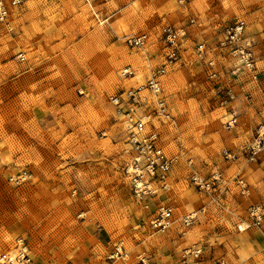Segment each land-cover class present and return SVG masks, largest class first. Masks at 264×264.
I'll list each match as a JSON object with an SVG mask.
<instances>
[{
  "label": "rangeland",
  "instance_id": "obj_1",
  "mask_svg": "<svg viewBox=\"0 0 264 264\" xmlns=\"http://www.w3.org/2000/svg\"><path fill=\"white\" fill-rule=\"evenodd\" d=\"M10 11L0 21L1 252L22 239L29 264H264V149L248 153L264 125V0H26ZM237 20L254 70L222 45ZM168 26L185 31L172 64ZM137 35L141 47L129 42ZM154 74L169 118L147 91L138 106L113 101ZM133 132L156 134L175 159L165 187L141 168ZM214 171L212 188L192 179ZM135 177L150 191L138 194ZM163 205L173 220L156 230Z\"/></svg>",
  "mask_w": 264,
  "mask_h": 264
},
{
  "label": "built area",
  "instance_id": "obj_2",
  "mask_svg": "<svg viewBox=\"0 0 264 264\" xmlns=\"http://www.w3.org/2000/svg\"><path fill=\"white\" fill-rule=\"evenodd\" d=\"M26 0H0V21L7 22L10 17L11 7H17ZM245 22L243 20H237L225 27V37L222 41V45L230 51L242 65L249 70H254L255 68V54L252 49V44L250 41L245 40ZM185 35L184 29L166 27L164 28V37L168 41L170 46V52L168 53V62L170 64L174 63L178 59V45L181 38ZM132 46L141 47L145 42L144 35L133 36L129 39ZM197 51L201 56L205 52V43H199L197 46ZM212 64V61H210ZM160 72V71H159ZM144 91H147L154 96H157V112L165 117H170L169 111L167 110L165 100L162 97H158L161 93L160 80L156 74H154L148 81L147 86L143 88H131L122 94L113 97V101L116 104H123L130 102L132 105L138 106L141 102L144 103L146 97ZM230 94V91H229ZM236 116H233L229 121V127H233L236 124ZM136 127H141V121L135 122ZM133 147L137 154V160L142 161L143 167L149 174L159 178L163 182L164 187L166 186V174L171 169L172 163L175 160L173 157L168 156L163 148L157 142L156 134H150L144 137H138L135 132L131 135ZM248 149V148H247ZM264 149V125L260 126L258 130V138L256 142L249 147L248 153L252 158H255L256 154ZM225 156L227 158H235L236 154L232 151H225ZM142 169V171H145ZM193 181L204 188H212L221 181V176L219 172L214 171L210 179L206 180L201 176L195 174L193 176ZM135 187L136 192L141 194V192L146 193L150 190L145 188L142 180L135 177ZM140 180V181H139ZM244 186V183H242ZM257 219L260 218L259 214L255 215ZM193 217L187 216L185 221L190 223ZM173 220V210L172 207L168 205H163L159 207L157 214L151 220V226L156 230H165L168 228ZM17 252H1L0 251V264H29L31 261V256L28 250L27 244L22 240L17 241Z\"/></svg>",
  "mask_w": 264,
  "mask_h": 264
},
{
  "label": "bare ground",
  "instance_id": "obj_3",
  "mask_svg": "<svg viewBox=\"0 0 264 264\" xmlns=\"http://www.w3.org/2000/svg\"><path fill=\"white\" fill-rule=\"evenodd\" d=\"M243 229V228H242Z\"/></svg>",
  "mask_w": 264,
  "mask_h": 264
}]
</instances>
